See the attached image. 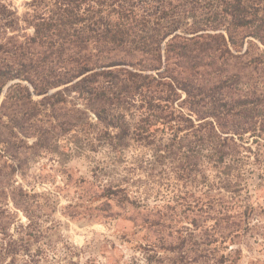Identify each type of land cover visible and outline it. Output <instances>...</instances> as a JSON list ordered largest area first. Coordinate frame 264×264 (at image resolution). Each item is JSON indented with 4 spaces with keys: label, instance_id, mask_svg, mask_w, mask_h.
I'll list each match as a JSON object with an SVG mask.
<instances>
[{
    "label": "trees",
    "instance_id": "obj_1",
    "mask_svg": "<svg viewBox=\"0 0 264 264\" xmlns=\"http://www.w3.org/2000/svg\"><path fill=\"white\" fill-rule=\"evenodd\" d=\"M28 6L19 18L0 0V157L17 161L16 145L25 138L34 139L33 154L52 151L50 143L63 133L73 150L104 151L116 163L130 147L145 148L146 179L159 169L170 171L176 186L207 187L172 201L214 209L216 225H227L242 152H252L244 137L264 133V0H31ZM21 22L32 35L18 34ZM64 103L62 121L56 112ZM3 168L0 261L24 255V264H35L38 216ZM123 181L106 186L104 197L136 204ZM7 198L27 218L15 235L5 221Z\"/></svg>",
    "mask_w": 264,
    "mask_h": 264
},
{
    "label": "rangeland",
    "instance_id": "obj_2",
    "mask_svg": "<svg viewBox=\"0 0 264 264\" xmlns=\"http://www.w3.org/2000/svg\"><path fill=\"white\" fill-rule=\"evenodd\" d=\"M4 1L19 18L30 12L31 0ZM20 26L19 35H32L31 28L22 22ZM66 107L67 103L57 107L62 121ZM69 137L63 133L50 143L52 151L34 154L30 151L34 139L25 138L16 145L17 161L0 157L4 174H11L9 186L30 196L29 208L38 216L42 237L31 248V253L41 249L35 264H264V133L244 137V146L252 152H242L246 161L235 194L228 200L232 217L227 225L218 226L214 209L208 211L188 200L172 201L185 191L206 193L207 187L176 186L170 171L162 174L159 169L154 180L146 179L147 149L132 146L116 163L104 151L73 150ZM208 177L213 180V173ZM124 179L120 184L128 185L130 200L136 199V204L104 197L106 186ZM4 204L11 215L5 221L15 235V227L25 226L27 218L10 198ZM221 228H226L223 233ZM26 260L18 255L14 262L6 257L0 264Z\"/></svg>",
    "mask_w": 264,
    "mask_h": 264
}]
</instances>
